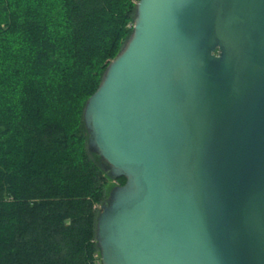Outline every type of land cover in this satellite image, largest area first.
<instances>
[{
	"label": "water",
	"instance_id": "1",
	"mask_svg": "<svg viewBox=\"0 0 264 264\" xmlns=\"http://www.w3.org/2000/svg\"><path fill=\"white\" fill-rule=\"evenodd\" d=\"M83 122L100 264H264V0H138Z\"/></svg>",
	"mask_w": 264,
	"mask_h": 264
},
{
	"label": "trees",
	"instance_id": "2",
	"mask_svg": "<svg viewBox=\"0 0 264 264\" xmlns=\"http://www.w3.org/2000/svg\"><path fill=\"white\" fill-rule=\"evenodd\" d=\"M134 13L132 0H0V264H98L110 178L83 109Z\"/></svg>",
	"mask_w": 264,
	"mask_h": 264
},
{
	"label": "rangeland",
	"instance_id": "3",
	"mask_svg": "<svg viewBox=\"0 0 264 264\" xmlns=\"http://www.w3.org/2000/svg\"><path fill=\"white\" fill-rule=\"evenodd\" d=\"M135 4H136V2L137 1H135V0H132ZM130 26V25H129ZM131 26H132V24H131ZM130 36V35H129ZM126 42V41H125ZM125 42L123 43V45L125 44ZM123 45L121 46V48L123 47ZM121 50V49H120ZM106 165V164H105ZM106 167V166H105ZM115 185H120V183H119V181H118V179H112V178H110V180H108L107 181V183H106V187H105V199L108 197V193H109V191H110V189L112 188V187H114Z\"/></svg>",
	"mask_w": 264,
	"mask_h": 264
},
{
	"label": "built area",
	"instance_id": "4",
	"mask_svg": "<svg viewBox=\"0 0 264 264\" xmlns=\"http://www.w3.org/2000/svg\"><path fill=\"white\" fill-rule=\"evenodd\" d=\"M96 257H97V255H95ZM97 259H98V257H97ZM98 264H100V257H99V260H98Z\"/></svg>",
	"mask_w": 264,
	"mask_h": 264
}]
</instances>
